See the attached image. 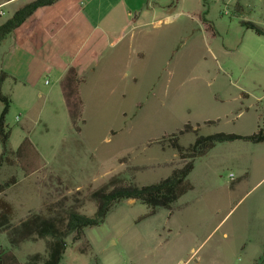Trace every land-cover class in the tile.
I'll return each mask as SVG.
<instances>
[{"label": "rangeland", "instance_id": "374dc122", "mask_svg": "<svg viewBox=\"0 0 264 264\" xmlns=\"http://www.w3.org/2000/svg\"><path fill=\"white\" fill-rule=\"evenodd\" d=\"M146 1L147 8L161 6L162 14L157 24L140 29L141 61L132 60L126 78L112 76L107 57L100 71L89 73L80 85L79 132L64 106L56 104V118L47 126L33 93L3 88L12 99L3 160L12 162L0 169V197L12 205L13 224L55 209L91 215L93 193L112 178L118 182L111 187L166 178L184 164L170 147L175 135L187 147L200 135L250 136L264 128V33L243 24L264 30V0H238L239 9L237 0ZM9 15L6 10L2 17ZM186 124L188 132L178 135ZM25 136L43 160L29 175L15 156ZM238 155L245 157L240 166ZM245 167L248 178L241 171ZM188 179L193 189L172 210L148 215L150 209L137 200L118 202L101 224L86 228L85 237H68L60 264L260 262L264 223L246 210L249 202H264V142H218L194 160ZM0 246L23 262L48 253L46 239L11 245L8 230L0 232Z\"/></svg>", "mask_w": 264, "mask_h": 264}, {"label": "crops", "instance_id": "0c3cea01", "mask_svg": "<svg viewBox=\"0 0 264 264\" xmlns=\"http://www.w3.org/2000/svg\"><path fill=\"white\" fill-rule=\"evenodd\" d=\"M31 1L0 0V10L10 14L5 19L0 14V25ZM146 4V0H56L37 9L0 44V72L7 74L2 92L9 86L23 96L33 93L46 112L44 124L50 126L56 104L66 108L60 81L70 67L77 70L81 85L89 73L101 70L107 58L115 78H126L132 64L141 61L140 29L151 21L157 24L162 14L161 6ZM236 6L240 7L238 0ZM244 158L238 155L236 166L244 164ZM246 169L241 171L248 178ZM248 210L257 214L256 222L264 223V202H249Z\"/></svg>", "mask_w": 264, "mask_h": 264}, {"label": "trees", "instance_id": "16d2710c", "mask_svg": "<svg viewBox=\"0 0 264 264\" xmlns=\"http://www.w3.org/2000/svg\"><path fill=\"white\" fill-rule=\"evenodd\" d=\"M55 1L34 0L17 9L10 18L0 25V44L37 9L50 5ZM239 8L236 6V9ZM243 24L258 34L264 33V30L253 22H243ZM5 77H7V74L1 71L0 101L2 103V109L0 112V145L2 152L0 155V169L3 162L7 164L12 162L7 157L3 160L6 153L9 152L8 146L12 132L7 124V115L9 114L12 100L1 89V84ZM80 83L81 79L74 67H70L60 81L68 117L78 132L80 131L79 124L82 122L83 112ZM190 127V124H186L179 131L178 135L187 133ZM199 129V126H197L193 129V132L197 134ZM177 137V135L174 136L170 147L176 150L178 156L184 161L182 167L173 169L166 178L156 183L143 186L127 184L111 187L114 182H118V178H112L106 185L93 193V197L96 200V210L91 215L84 214L76 208L64 211L55 209L48 214H31L19 224L15 225L11 221L12 205L0 197V232L8 230L10 244L18 245L31 238H40L47 240L48 247L46 257L39 259L40 254H35L33 256L34 260L23 262L14 251L0 246V264H60L68 249V237L73 236L74 241L82 239L85 237L86 228L101 224L111 209L118 202L125 199H133L145 204L150 209L148 215L155 214L160 208L172 210L173 205L184 194L193 189V185L188 177L194 169V160L197 157L206 154L218 142L232 140H244L254 143L264 142V128L258 129L256 133L250 136L225 134L223 132L215 135H200L187 147L182 146L178 142ZM15 156L21 169L27 175L37 171L43 163L38 149L28 136H25L17 147ZM263 257L256 264H261Z\"/></svg>", "mask_w": 264, "mask_h": 264}, {"label": "built area", "instance_id": "2783aa9c", "mask_svg": "<svg viewBox=\"0 0 264 264\" xmlns=\"http://www.w3.org/2000/svg\"><path fill=\"white\" fill-rule=\"evenodd\" d=\"M1 7V6H0ZM4 12L2 11V10H0V14H3ZM230 178H231V180L232 179H234V174L232 173V174H230Z\"/></svg>", "mask_w": 264, "mask_h": 264}]
</instances>
